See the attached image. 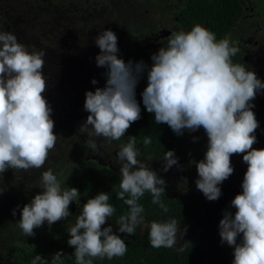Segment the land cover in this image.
<instances>
[{
  "label": "clouds",
  "instance_id": "1",
  "mask_svg": "<svg viewBox=\"0 0 264 264\" xmlns=\"http://www.w3.org/2000/svg\"><path fill=\"white\" fill-rule=\"evenodd\" d=\"M167 46L151 55L149 67L144 61L127 63L118 58V37L111 30L101 31L95 39L100 54L95 57L98 68H106L103 88L86 91L84 111L89 113L79 132L86 133V148L98 152L95 138L109 143L119 141L132 124L141 119L136 100V88L146 73L147 86L141 93L146 111L154 115L157 125L166 124L178 137L185 131L203 129L207 137L204 158L194 162L198 179L195 185L206 200L217 201L221 187L234 174L231 157L242 155L247 165L241 184L242 192L230 202L219 221L221 244L233 249L232 264H264V149H256L255 135L260 124L252 103L257 93L264 91V82L244 63H234L240 52L230 36L217 39L214 32L195 24L190 31H173ZM46 52L18 42L12 31H4L0 21V175L9 169H41L55 148L53 108L45 97L48 83L44 74ZM93 85L97 80L91 81ZM193 137V142H198ZM137 137L128 136L116 153L120 165V182L116 199L123 201L128 211L116 221L118 233L134 236L137 228H148L150 246L154 249H176L187 233L174 218L146 223L144 207L139 200L149 193L151 203L164 213L169 208L165 197L166 181L145 161L136 148ZM143 144H152L145 136ZM163 171L179 165L174 150L164 152ZM42 192L36 194L20 210L16 226L21 234L34 237L35 229L45 222L49 228L70 215L69 206L80 196L77 188L61 187V181L51 168L41 173ZM109 193L100 192L87 199L74 226L67 231V244L74 248L75 264H93L94 260L123 258L127 244L113 232L111 225L103 227L116 212L109 203ZM18 205L13 209L15 216ZM184 246L179 248L183 251ZM62 251L51 256L50 264H64ZM31 264H49L35 255Z\"/></svg>",
  "mask_w": 264,
  "mask_h": 264
},
{
  "label": "trees",
  "instance_id": "2",
  "mask_svg": "<svg viewBox=\"0 0 264 264\" xmlns=\"http://www.w3.org/2000/svg\"><path fill=\"white\" fill-rule=\"evenodd\" d=\"M69 1L71 0H0V21L3 22L4 31H12L18 42L29 47V51L35 46L37 50L46 52L44 74L49 88L45 97L53 108L54 132L59 136L43 168L28 171L9 169L5 172L8 186L0 181V191H3L0 192V247L3 249V253L0 252V264H31L35 255L45 257L50 264L51 256L58 251L66 255L62 257L64 264H75V258L71 256L75 249L67 244L70 238L67 230L72 226L67 221H59L51 228L45 222L41 228L34 230V237L23 236L16 226L23 206L42 192L41 173L49 168L57 175L63 189L74 187L79 190L80 196L77 199H81L83 203L98 193L105 192L109 193V203L116 207L115 214L107 222L112 226L113 232L125 240L127 253L123 258H113L111 261L106 258L97 259L93 264H232V248L226 244L205 247L204 237L188 238L184 250L179 251L175 248H152L148 233L143 235L138 228L134 236L118 233V225L115 223L120 215L128 211L123 201L115 197L121 177L115 170L95 161L87 163L83 159L85 148L75 137H88L86 133L79 132L88 116L83 108L85 93L95 91L106 72V68L99 70L96 66L95 57L100 54V49L95 45V39L101 31L111 30L118 37L120 50L124 44L119 37L131 33L137 35L135 29H131L132 25L121 29L119 26L121 19L127 21L129 18L130 14L127 12L132 0H103L102 5L108 7L107 10L91 12L90 16L83 11L74 14L71 3L75 5L76 2ZM93 1L97 5L96 9H99V0ZM118 1L123 6L121 17L115 12ZM72 15L74 18H71ZM217 15V24L211 17L202 25L214 32L217 39H221L226 36L232 23L228 24L230 22L222 8L217 11ZM194 22H181L175 31H190L197 24L195 20ZM166 46L167 42H163L162 47ZM93 79L98 81L96 85L91 83ZM167 128L166 124H155L153 114L141 112V119L131 125L125 134V140H128V136H135L136 142L143 143L145 136H151L152 142L158 144L159 138L156 136L166 135ZM136 148L144 152L147 149H142L137 144ZM16 174L24 179L20 178V183L15 185ZM139 203L145 209V221H150L153 215H157L156 205L151 203L149 193H145ZM18 205L20 209L13 216L12 211ZM195 208L194 202L175 205L172 207V218L183 224H190L195 217L192 212ZM184 213L186 215L181 220Z\"/></svg>",
  "mask_w": 264,
  "mask_h": 264
},
{
  "label": "flooded vegetation",
  "instance_id": "3",
  "mask_svg": "<svg viewBox=\"0 0 264 264\" xmlns=\"http://www.w3.org/2000/svg\"><path fill=\"white\" fill-rule=\"evenodd\" d=\"M102 1L99 0V9H96L97 5L93 0H71L69 2H76L75 5L71 3L74 14L83 11L90 16L91 12L99 13L107 10L108 7L102 5ZM118 4L115 7V12L121 17L123 6L120 1H118ZM220 8L227 14V19L230 22L228 24L232 23L226 36H230L231 40L236 42V46L240 48V52L232 58L233 62L244 63L249 66V70L255 71L257 77L264 82V0H132V5L128 7L127 12L130 14L129 18L126 17L127 21L121 19L119 26L121 29L132 25L131 29H135L137 35L131 33L125 35L126 37H119L121 43L124 44V39L127 43L120 48L118 58H122L126 63L129 60L133 62L142 60L150 67L152 64L151 52L153 54L157 53L163 42L168 43L167 38L171 35V32L179 27L181 22L182 24L195 23V20L199 24H204L213 17L216 20L215 24H217V11ZM212 9L214 13L211 14ZM71 18H74V15ZM145 22L148 23L147 27H145ZM140 25L142 28H140ZM105 82L106 78L104 76L100 80L99 87L103 88ZM146 86L145 73L136 88V100L140 104L141 112H146L141 97V93ZM252 103L255 105L253 111L260 124L255 133L258 142L253 147L264 149V91L257 93L256 99ZM86 119L87 117L85 121ZM167 131L166 135H157L159 143L152 142L147 149L143 143L136 142L138 146L146 150L144 152L138 149L142 154L139 159L145 161L167 184L165 197L162 196L161 199L169 208V211L164 213L156 205L157 215H153L150 221L145 222L167 221L172 218L173 206L194 202L196 208L192 212L195 213V217L190 224L180 223L181 229L187 226V233L178 241L176 249L184 246L187 239L191 237H204L205 247L223 246L224 244H221L219 236V221L223 218L224 210L235 213V209L230 208V202L237 194L242 192L241 184L247 165L242 162V155H233L231 161L234 174L220 185L222 195L219 200L208 201L196 188L195 181L198 179V174L194 162H192H199L204 158V153L207 150L206 134L203 129H200L195 133L185 131L183 136L178 137L169 127ZM125 136L121 140L112 141L111 143L102 137H94L93 139H96L99 147L98 152L86 148L85 141L88 137L75 138L85 148L83 159L87 163L95 161L115 170L120 175V165L117 164L116 153L119 151L120 144L127 143ZM193 137H198V142L194 143ZM168 150H174L182 170L178 169L177 166H173L166 173L163 171V156L164 152ZM61 187H63L62 184ZM83 204L81 199L71 203L69 206L71 215L64 221L74 226L76 216L81 213ZM185 215L186 213L181 216V220L184 219ZM108 226L109 224L106 222L103 227ZM138 230L143 235L149 231L144 226H141Z\"/></svg>",
  "mask_w": 264,
  "mask_h": 264
},
{
  "label": "rangeland",
  "instance_id": "4",
  "mask_svg": "<svg viewBox=\"0 0 264 264\" xmlns=\"http://www.w3.org/2000/svg\"><path fill=\"white\" fill-rule=\"evenodd\" d=\"M143 16H145L146 14H142ZM144 26V25H143ZM148 26V23L147 22H145V27H147ZM140 28H142L141 27V25H140ZM124 37H125V35H123ZM122 36V37H123ZM125 42H124V44H126L127 42H126V39L124 40ZM99 49V48H98ZM90 53V52H89ZM151 54H153L152 52H151ZM103 68H99V70H102ZM83 81V80H82ZM67 82V81H66ZM71 89H73L72 87H70ZM92 89V88H91ZM95 90V89H94ZM80 122V121H79ZM6 178H7V175H6V173H4L3 175H0V181L3 183V182H5V186H8V184L6 183L7 181H6ZM16 178H17V181H15V185L16 184H19L20 183V180L23 178H21V175L20 174H16ZM21 178V179H20ZM24 179V178H23ZM4 189L6 190V188L4 187ZM1 193L3 192L2 190L0 191ZM2 250L3 249H1V247H0V252L1 253H3L2 252Z\"/></svg>",
  "mask_w": 264,
  "mask_h": 264
}]
</instances>
